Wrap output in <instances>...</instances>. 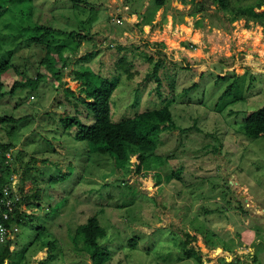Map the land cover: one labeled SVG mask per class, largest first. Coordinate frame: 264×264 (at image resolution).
<instances>
[{
    "label": "rangeland",
    "instance_id": "1",
    "mask_svg": "<svg viewBox=\"0 0 264 264\" xmlns=\"http://www.w3.org/2000/svg\"><path fill=\"white\" fill-rule=\"evenodd\" d=\"M78 1L0 0V115L17 119L0 123V176L25 214L8 264H93L74 239L90 217L104 264H264V136L244 134L264 103V17L246 11L258 0H231L233 14L216 0ZM40 24L52 31L37 43ZM156 62L159 81L147 79ZM83 67L117 80L114 122L168 104L174 127L143 160L128 146L117 161L64 127L94 119Z\"/></svg>",
    "mask_w": 264,
    "mask_h": 264
},
{
    "label": "trees",
    "instance_id": "2",
    "mask_svg": "<svg viewBox=\"0 0 264 264\" xmlns=\"http://www.w3.org/2000/svg\"><path fill=\"white\" fill-rule=\"evenodd\" d=\"M72 2H79L78 0H71ZM218 5L227 13L233 14L236 12L232 6L231 0H216ZM155 5L163 6L165 0H154ZM264 4V0H258L254 4L246 6V11L253 17H264V9L261 12H256L255 8H260ZM237 13V12H236ZM238 14H234L233 17ZM41 30L38 35H33L32 41L41 43L51 33L52 29L45 24L35 26V29ZM250 33V34H249ZM247 37H253L255 42H259L260 34L258 32H249ZM151 58V56H148ZM50 60L49 57H46ZM120 61L124 62L122 58ZM2 66V65H1ZM0 66V70L1 69ZM161 67L160 62H156L151 74L147 79L157 78L158 68ZM55 75L58 71L54 72ZM76 80L80 81L82 87L80 89L81 95L79 99L86 106V108L93 113L94 119L90 124L83 123L78 117L65 116L62 119L64 127L74 130V138L76 140H83L88 143L94 151L107 153L115 157L117 161L120 159L128 162L129 153L128 146L139 154L141 160L143 155L152 151L157 147L160 140V132L164 127H174L173 114L168 106L164 104L161 108L145 110L135 114L132 117L124 118L118 122H114L111 118V104L110 98L116 87L117 80L115 78H107L94 72L89 67H83L76 71ZM159 83V82H158ZM0 81V98L6 93L1 89ZM19 85L14 82L8 93H14ZM230 84L223 95L230 94ZM244 134L248 138H257L264 136V103L258 109L250 112L245 118ZM16 118L9 115H0V123L15 122ZM3 148H10V145L0 143ZM138 165L136 158L133 161L132 171L135 174V169ZM9 184L8 180L0 176V194L2 188ZM33 196L37 198V193ZM23 201V200H22ZM20 205V204H19ZM28 207V205L26 204ZM25 214L20 211L19 206L11 213L10 219L12 221L21 222ZM103 235L102 229L99 226L96 217H90L85 224L80 225L76 229L75 243H82V247L90 254L93 264H104L110 255L109 250L102 248L99 245V238ZM11 243V242H10ZM12 250L9 243H0V264H8L5 262L10 259ZM51 256L50 251L47 253V258Z\"/></svg>",
    "mask_w": 264,
    "mask_h": 264
},
{
    "label": "built area",
    "instance_id": "3",
    "mask_svg": "<svg viewBox=\"0 0 264 264\" xmlns=\"http://www.w3.org/2000/svg\"><path fill=\"white\" fill-rule=\"evenodd\" d=\"M9 184L2 188L0 194V243L10 244L12 235L18 230V224L10 216L19 206L21 195L14 185L9 187Z\"/></svg>",
    "mask_w": 264,
    "mask_h": 264
},
{
    "label": "crops",
    "instance_id": "4",
    "mask_svg": "<svg viewBox=\"0 0 264 264\" xmlns=\"http://www.w3.org/2000/svg\"><path fill=\"white\" fill-rule=\"evenodd\" d=\"M6 262H8V260H6Z\"/></svg>",
    "mask_w": 264,
    "mask_h": 264
}]
</instances>
